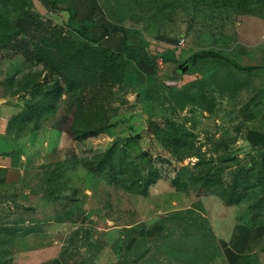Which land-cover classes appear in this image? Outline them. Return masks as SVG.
Returning <instances> with one entry per match:
<instances>
[{
	"label": "rangeland",
	"instance_id": "rangeland-1",
	"mask_svg": "<svg viewBox=\"0 0 264 264\" xmlns=\"http://www.w3.org/2000/svg\"><path fill=\"white\" fill-rule=\"evenodd\" d=\"M92 1L98 25L0 0V35L18 25L0 43V96L23 106L9 129L63 134L54 166L33 159L0 191V264H264L262 188L222 195L264 165V0ZM151 179L145 196L127 190ZM81 209L84 224L68 221Z\"/></svg>",
	"mask_w": 264,
	"mask_h": 264
},
{
	"label": "crops",
	"instance_id": "crops-1",
	"mask_svg": "<svg viewBox=\"0 0 264 264\" xmlns=\"http://www.w3.org/2000/svg\"><path fill=\"white\" fill-rule=\"evenodd\" d=\"M32 1L36 9L43 14H48L51 11L53 15H57L55 11H58V15L67 18L69 17V9L72 8L76 11L79 22L91 21L98 25L100 22L97 20L102 18L101 14L94 9L95 5L92 0ZM91 32L102 39L101 44H107L110 40L109 34L104 33L103 29L93 27ZM22 108L23 106L18 100L13 101L11 97L0 96V173L3 174L2 180H0V191L24 183L31 160L34 159L33 161L37 160L39 164L53 166L59 161L58 154L61 150L63 134L55 126V123L52 124L44 120L38 130L32 134L26 131V134L20 137L10 131V120L21 112ZM67 178L70 183V177ZM71 178L73 179L72 176ZM43 197L46 198V196ZM85 210H77L68 221L84 224L85 220L89 219L88 213L84 214Z\"/></svg>",
	"mask_w": 264,
	"mask_h": 264
},
{
	"label": "trees",
	"instance_id": "trees-1",
	"mask_svg": "<svg viewBox=\"0 0 264 264\" xmlns=\"http://www.w3.org/2000/svg\"><path fill=\"white\" fill-rule=\"evenodd\" d=\"M6 23H8V29L6 33H3L0 35L1 44H10L14 40V37L17 36L16 29H18V25H15L11 21L9 22L7 21ZM94 27H97V26H94ZM115 31L122 32L120 29H115ZM42 42L44 46H51V44L47 41V39ZM98 51H100L106 57L108 63H110L111 65L118 62V59L113 54H111V52L108 49H100ZM81 54L82 53H80L78 57H83V55ZM203 58L211 59L217 63L225 64V65L240 69L237 63H234L229 58L221 54H218L216 52H213V51H208V52L203 53ZM68 60L72 61L71 58H68ZM75 66L82 67L81 62L77 61L75 63ZM54 69L56 70V72L60 74L61 78H63V81L67 82V84L70 83L71 81H74V80H71L73 76H70L69 69L66 70L65 65L63 63H59L57 66H55ZM258 69H260V67H256L253 69H246V70L248 72H253ZM241 70H244V69H241ZM112 151L113 150H110L107 153V156L111 154ZM99 170L100 169H97L94 171L95 173H99ZM240 170H241V173H239L237 180L234 181V185L224 188V193L222 194L223 197L225 198L228 204H237V203L242 202L246 198V196L248 195V192L251 189L255 187H261L262 195L260 199L257 201V204H256L257 207L255 208L264 211V165L260 166V164L256 162L252 164L249 168L247 169L241 168ZM177 180L174 181V184L178 182ZM154 182H156V179H151L149 183L147 184L145 183V186L136 187L135 189H133V187H128L127 190L129 192H134L141 196H145L147 195V188ZM178 217L181 218L183 221H187V222L190 221V219L184 218L182 214H178ZM196 224H198V222H196Z\"/></svg>",
	"mask_w": 264,
	"mask_h": 264
},
{
	"label": "water",
	"instance_id": "water-1",
	"mask_svg": "<svg viewBox=\"0 0 264 264\" xmlns=\"http://www.w3.org/2000/svg\"><path fill=\"white\" fill-rule=\"evenodd\" d=\"M160 217H155L146 222L148 226L152 225L154 222H156Z\"/></svg>",
	"mask_w": 264,
	"mask_h": 264
},
{
	"label": "built area",
	"instance_id": "built-area-1",
	"mask_svg": "<svg viewBox=\"0 0 264 264\" xmlns=\"http://www.w3.org/2000/svg\"><path fill=\"white\" fill-rule=\"evenodd\" d=\"M184 43H185L184 39L178 41V43L176 44L177 48H179V49L183 48L184 47Z\"/></svg>",
	"mask_w": 264,
	"mask_h": 264
}]
</instances>
